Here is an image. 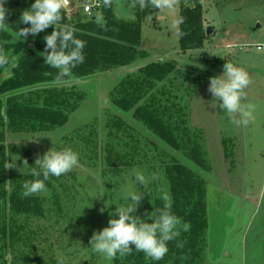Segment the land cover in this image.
I'll use <instances>...</instances> for the list:
<instances>
[{"label": "trees", "instance_id": "1", "mask_svg": "<svg viewBox=\"0 0 264 264\" xmlns=\"http://www.w3.org/2000/svg\"><path fill=\"white\" fill-rule=\"evenodd\" d=\"M28 1L29 7L35 2ZM112 1L107 0L104 17L99 21L70 25L62 11L63 19L58 27L74 28L75 38L85 44L84 62L73 69L71 77L63 78H57V69L48 67L40 55L46 46L43 38L51 34L54 27L20 40L19 28L30 26L20 23L22 13L16 8L21 0H7L5 4L9 10L6 21L9 25L7 30H0V50L8 58V63L0 66V264H58V258L45 255L44 249L34 242L39 231L33 230L30 224L44 218L48 221L46 225L51 226L52 212L45 208L46 192L29 197L22 195L24 182L35 179L30 174L31 169L39 170V166L35 165L31 153L25 156L24 149L20 151L13 137L48 135L69 120L85 94L75 86L60 87L56 82L100 77L124 66L134 67L149 61L151 53L141 47L142 15L137 12L133 20L119 19L114 14ZM179 17L184 20L179 24L180 52L202 47L207 31L201 0H182ZM198 59L206 66L225 64V59L216 57ZM9 70L12 72L3 77ZM194 71V66L184 70L176 59L150 60L143 67L126 73L110 91L112 101L124 111L133 110V119L170 151L129 125L121 115H114L109 118L110 136L117 135L118 148L108 144L107 154L103 155L105 166L119 174L139 170L145 175L148 181L145 186L136 181V193L142 192L143 199L135 215L145 218L146 213L163 206L161 196L168 194L172 213L191 226L189 231L181 230L180 236L168 243L169 251L160 261L133 250L131 255H118L112 264L205 263L209 245L207 179L197 170L203 168L210 172L205 131L192 124L188 107L179 103L178 94L167 87H156L171 75L190 81ZM184 89L189 90L191 86ZM93 154L99 159L97 148ZM8 163L13 168H7ZM55 178L50 176L45 183L60 214L62 206ZM128 197V194H121L120 198L113 195L111 213L122 204L130 203ZM111 218L118 219V214ZM30 220L34 221L30 223ZM59 223L57 218L54 225ZM178 243L183 247H178Z\"/></svg>", "mask_w": 264, "mask_h": 264}, {"label": "rangeland", "instance_id": "2", "mask_svg": "<svg viewBox=\"0 0 264 264\" xmlns=\"http://www.w3.org/2000/svg\"><path fill=\"white\" fill-rule=\"evenodd\" d=\"M181 2L177 0L174 9L162 11L151 6L140 7L138 0H113L112 7L117 18L124 20L135 19L139 12L143 17L141 47L149 52H159L162 57L172 56L167 59H176L174 57L180 52V28L174 21L179 18ZM201 4L206 31L210 28L209 35L206 32L207 38L202 47L181 53V56L187 60L191 58L199 65L205 64L198 58H221L226 63L244 69L251 80L246 89L245 102L255 106L253 118L246 126L249 137L246 179L243 180L238 177L242 170L236 167L237 155L231 154L235 149H243L240 139L237 140L233 134V129L238 125L231 122L222 109L212 107V96L208 91L211 72H205L204 69L198 71L202 78L197 79L196 85L200 88L196 93L203 89L190 102L185 97L188 103L197 105L195 120L197 126L205 127L206 156L213 169L212 172H206L203 168H197L207 179L208 239L210 244L220 245L239 242L251 219L248 253H255L259 243L256 236L264 232L262 225L259 226V221H264V0H201ZM28 8L29 1L21 0L16 9L22 13ZM258 46L263 48L259 49ZM223 71L224 64L218 69L217 75ZM99 79V76L82 79V82L74 85L85 97L64 125L48 135L13 137L20 151L24 149L25 156L31 153L35 161L52 148L56 151L71 148L79 154L80 166L54 179L62 206L60 214L50 196L51 192L47 191L45 208L52 212L51 226L46 225L48 221L44 218L33 220V225L30 224L33 230L39 231L34 241L37 247L43 248L45 255L63 258L64 264H79L81 260L84 264H112V260H106L93 252L90 238L94 232L108 226L113 195L120 198L121 194L136 193L135 174L141 173L133 170L119 174L105 166L103 155L107 154L108 144L118 148L117 135L110 136L109 118L119 115L121 111V114L131 115L133 110H121L112 101L110 91L99 90ZM166 81L167 78L158 82L156 87H166ZM106 82L110 81L103 80L104 86ZM215 114L218 116L217 122L214 120ZM122 118L140 130L138 125L135 126L134 119ZM95 148L100 151L99 159L93 154ZM243 187L244 193L241 191ZM239 196L242 201L235 199ZM57 218L60 223L54 225ZM33 221L30 220V223ZM208 256L204 264H209V259L211 261ZM227 264L237 263L230 259Z\"/></svg>", "mask_w": 264, "mask_h": 264}, {"label": "clouds", "instance_id": "3", "mask_svg": "<svg viewBox=\"0 0 264 264\" xmlns=\"http://www.w3.org/2000/svg\"><path fill=\"white\" fill-rule=\"evenodd\" d=\"M6 3L7 0H0V30H7L9 25L6 22L9 14L5 7ZM66 3L67 0H35L20 16V23L30 26L19 28L18 31L20 40L21 38L26 40L29 35L36 36L50 26L54 27L51 34L44 36L46 46L40 55L44 57L48 67L57 69V78L71 77L73 69L85 59L83 55L85 44L75 38L76 30L58 27L63 19L62 9ZM176 3L177 0H138L140 7L151 6L160 11L172 10ZM183 22V17H179L174 24L179 25ZM6 63L8 58L3 50H0V66ZM198 67L203 69V65ZM224 69L222 74L209 78L208 91L212 96L210 103L212 107L222 109L234 124L247 126L255 111L253 104L245 102L246 89L251 83L249 74L232 63L225 62ZM35 165H39V170L34 167L30 173L35 179L22 185L24 197L47 192L45 182L50 176L60 177L79 167V154L71 148L60 151L52 148L43 157H38ZM7 168H13L12 164L8 163ZM135 179L143 186L148 183L146 177L139 172L135 174ZM128 199L130 203L122 204L115 208V213H110V216L118 214V219H109L107 227L93 233L90 247L94 253L102 255L109 261L118 255L120 257L131 255L133 250L143 253L146 258L153 261L162 260L169 251L168 243L176 240L181 230L189 231L190 224L182 222L172 213V201L168 194L161 196L163 206L146 213L143 219L135 215L143 199V193H130ZM177 246L183 247V244L178 243ZM58 264H64L63 258L58 259Z\"/></svg>", "mask_w": 264, "mask_h": 264}, {"label": "crops", "instance_id": "4", "mask_svg": "<svg viewBox=\"0 0 264 264\" xmlns=\"http://www.w3.org/2000/svg\"><path fill=\"white\" fill-rule=\"evenodd\" d=\"M150 53H151V56L149 57V59L155 58L154 60H156V57H157V59L158 58H163V59L166 58L167 59V58L172 57V56L162 57V55H160L159 52H150ZM174 58L180 60L179 61L180 66H183L184 70L188 71L189 66H194L195 67L194 75L192 76L190 81L186 80V78L182 77V76L175 77V76L171 75V76H169L167 78L166 87L171 89V90H173L176 94L179 95V97H178L179 103L181 105H183V106L186 105L188 107V111H189L188 113L190 115V120H191V122L193 121L192 122V124L194 123L193 125L197 126L196 120H195V119H197L196 114L198 112L197 111L198 110L197 105H195L194 103L193 104L188 103L186 101L185 97H188L189 98V102H190L191 99L194 100L195 97L197 96V94L199 93V91H201L203 89V88L200 89L198 91V93H196V91L200 88V86L198 87V85H196L197 79L198 78L199 79L202 78V77L200 78L199 73L197 74L196 71L197 72L198 71H202V69L200 67H198L199 64L196 61H192L191 58L189 60H187V59L184 58V56H181V52H179L177 54V57H174ZM145 62H147V61H143L141 63H145ZM203 66H205V65H203ZM133 68L134 69H132V71H125V70H123V68H119L120 71H113V74H111L112 73L111 72V73H109L107 75L100 76L101 77V79H99L100 80V85H98L99 86V90L103 89V90H106V91H111V88L115 87L125 77L124 73L133 72L134 70L138 69V68H136V66H134ZM219 68H220V66H205V67H203L205 72H206V70L208 72H211V73H209V74H211V76H216L217 75V71H218ZM122 71L124 73H122ZM103 80H109L110 82L109 83L106 82V86H104L103 85ZM192 83H195V84H193V86H191ZM181 84H184L185 87L190 85L191 89L185 90L184 86H182ZM205 85H206V83L204 85H202V87H204ZM189 91H191L190 94H188ZM121 113H122V111L119 112V115ZM121 116L122 117L124 116L127 120H131V121L133 120V113L131 115H127V113H126V115L121 114ZM214 120H216V122H217V120H218L217 114H215V119ZM134 123H135L136 127H137V125L139 126V128H140L139 131L140 132H142L146 136H149L151 138V140L155 141L159 146L164 147L167 151H170V148L167 145L163 144L157 137H155L154 135L149 133L142 125L140 126L139 123L136 122V121ZM197 127H201L205 131V127L204 126L200 125V126H197ZM233 130H234L233 134H234L235 138L237 140L240 139L239 143H241L243 145V149H240V151L239 150L237 151L235 149L234 153L232 151L231 154L237 155L236 156V158H237L236 167L240 171L242 170L241 175L239 174L238 177L243 179V180H245L246 179V168H245V165H246V162H247V153H248L247 138L249 137L248 136V131H247V127L246 126H241V125H238V127H235ZM228 133L232 134L231 132H228ZM219 134H221V133H219ZM237 140H236V142H237ZM223 150H224V148L222 149V151ZM238 156H239V159H238ZM212 170L213 169L210 167V172H212ZM241 191L244 193V187H243V189H241ZM235 199L237 201H242L243 200L242 198H240V196H239V198H235ZM244 199H245V197H244ZM251 221L252 220L250 219L248 224H247V226H245V229L243 230V236H242V240L241 241L233 242L232 244L225 242V243H223L221 245L217 244V243H211V244L209 243V245H208V254H209L210 258H211V261L209 262V260H210L209 259V260H207V262L209 264H227V262L230 261V259H231L232 262H235L237 264H264V232L260 233V234H258V236H256L258 238L259 243L257 245L255 253H248V251H249V242H247V241H248V238H249V235H250L249 229H250ZM260 225H262V228H264V221L263 222L259 221V226ZM260 240H262V242H260ZM209 251H210V253H209ZM80 262L82 264H84L83 263L84 261L81 260Z\"/></svg>", "mask_w": 264, "mask_h": 264}, {"label": "built area", "instance_id": "5", "mask_svg": "<svg viewBox=\"0 0 264 264\" xmlns=\"http://www.w3.org/2000/svg\"><path fill=\"white\" fill-rule=\"evenodd\" d=\"M107 0H67L62 9L67 23L99 21L104 17ZM262 49V46H258Z\"/></svg>", "mask_w": 264, "mask_h": 264}, {"label": "water", "instance_id": "6", "mask_svg": "<svg viewBox=\"0 0 264 264\" xmlns=\"http://www.w3.org/2000/svg\"><path fill=\"white\" fill-rule=\"evenodd\" d=\"M108 3H106V5H107ZM209 30H210V28H208L207 29V34L209 35ZM147 62H149V61H147ZM147 62H145V63H141L140 65H137L136 66V68H141V67H143ZM123 68V70H125V71H132V69H133V67H129V66H124V67H122ZM12 72V70H9L7 73H4L2 76L3 77H6V76H8L10 73ZM83 80L81 79V78H77L76 80H74V81H68V82H56L55 84L56 85H58V86H60V87H62V86H67V87H71V86H74L76 83H78V82H82ZM3 113H4V111H3Z\"/></svg>", "mask_w": 264, "mask_h": 264}]
</instances>
